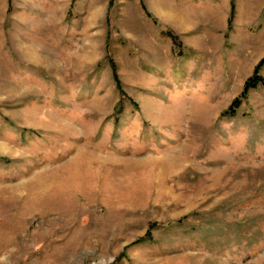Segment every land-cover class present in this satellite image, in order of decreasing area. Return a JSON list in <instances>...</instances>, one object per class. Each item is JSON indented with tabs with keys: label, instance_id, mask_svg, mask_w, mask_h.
Returning <instances> with one entry per match:
<instances>
[{
	"label": "rangeland",
	"instance_id": "374dc122",
	"mask_svg": "<svg viewBox=\"0 0 264 264\" xmlns=\"http://www.w3.org/2000/svg\"><path fill=\"white\" fill-rule=\"evenodd\" d=\"M263 58L264 0H0V264H264Z\"/></svg>",
	"mask_w": 264,
	"mask_h": 264
},
{
	"label": "trees",
	"instance_id": "16d2710c",
	"mask_svg": "<svg viewBox=\"0 0 264 264\" xmlns=\"http://www.w3.org/2000/svg\"><path fill=\"white\" fill-rule=\"evenodd\" d=\"M264 64V58L262 60L259 61V63L257 64L255 70H254V75L249 78L246 83H245V86H244V91L243 93L241 94V97L240 98H244L245 95H246V92L249 90V89H252L254 88L257 84H261L263 82L262 80V77L258 74L259 72V69L260 67ZM240 98L238 99H235L231 106L229 108H234L235 106L237 107L239 105V101H240Z\"/></svg>",
	"mask_w": 264,
	"mask_h": 264
}]
</instances>
